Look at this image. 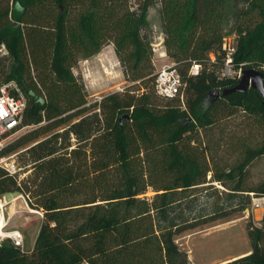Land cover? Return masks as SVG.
Instances as JSON below:
<instances>
[{"label":"trees","instance_id":"16d2710c","mask_svg":"<svg viewBox=\"0 0 264 264\" xmlns=\"http://www.w3.org/2000/svg\"><path fill=\"white\" fill-rule=\"evenodd\" d=\"M152 6L186 83L184 107L155 94ZM229 20L234 66L259 71L264 86V0H0V83L19 88L21 127L30 128L0 150L18 153L29 171L0 167V198L18 191L42 214L33 249L5 238L0 264H188L176 235L244 211L250 194L264 197V180L244 187L248 165L264 155L263 98L253 88L223 93L239 82L220 76ZM110 43L124 80L141 92L88 103L73 69ZM191 62L201 65L197 77L187 76ZM238 113L263 137L242 140L233 164L219 166L193 140ZM248 238L249 253L224 264H264V217Z\"/></svg>","mask_w":264,"mask_h":264},{"label":"rangeland","instance_id":"374dc122","mask_svg":"<svg viewBox=\"0 0 264 264\" xmlns=\"http://www.w3.org/2000/svg\"><path fill=\"white\" fill-rule=\"evenodd\" d=\"M147 19L152 49L151 62L153 73L156 74L161 67L169 66L173 63L166 55L165 48H163V35L156 6H152L149 9ZM225 36L228 38L235 37L230 20L225 22ZM153 50L155 51L153 52ZM161 52H163L164 56L159 57ZM2 54L0 52V55ZM73 72L83 85L88 103L100 101L103 96L114 92L121 93L124 90L141 92L138 87L139 84L134 85L124 80L111 43L104 46L96 55L80 59ZM213 97V92L207 93L203 105H206ZM29 129L25 128L8 138L5 141L6 145L16 140ZM261 131V128L255 125L252 119L238 113L235 116L221 120L211 128L199 130L192 145L209 147L212 156L218 161L217 165L231 166L238 153V151L233 150L238 149V144L246 139L247 143L254 146L263 137ZM6 162L7 164H12L16 169L20 168V172H25L28 169V166H23L22 158L19 157L18 153L11 154L7 157ZM28 173L29 171L27 170L23 176ZM210 177L211 173L208 174L207 180ZM263 180L264 155L255 158L248 165L244 187L253 188ZM210 191L208 190V192ZM196 193L203 194V190L200 188L196 189ZM152 195L153 192L148 190L146 196L150 197ZM23 198H18L15 199L16 201L13 200L11 203L5 204L1 214L6 224L4 231L7 233L13 230L19 231L23 237L21 250L27 252L33 249L42 223V217L37 215V211L29 208L23 202ZM203 201H205V198L203 199L202 197L200 199L201 204ZM13 210L15 213L9 217V212ZM263 211L264 209L260 208L252 209L250 201L249 206L244 211H238L225 219L207 223L176 235L174 237L175 243L181 251L186 253L188 264H224L249 253L251 244L248 238V230L255 226H261L264 217Z\"/></svg>","mask_w":264,"mask_h":264},{"label":"built area","instance_id":"2783aa9c","mask_svg":"<svg viewBox=\"0 0 264 264\" xmlns=\"http://www.w3.org/2000/svg\"><path fill=\"white\" fill-rule=\"evenodd\" d=\"M164 48V47H163ZM155 50H153L154 52ZM221 51L223 54V62L220 70V76L227 79L240 80L244 70L241 67L234 66V54L236 52L235 37L222 38ZM0 52L5 53L4 47L0 46ZM161 52L159 57L164 56ZM210 59L213 56L210 55ZM201 71V65L196 62H191L187 69L188 77H197ZM155 94L162 99H177L184 107L186 83L182 80L180 72L171 64L163 66L157 70L154 80ZM25 109V98L21 94L19 88L12 81L0 83V150L5 147L6 140L16 133L24 130L26 127H21L23 112ZM10 156V155H9ZM7 156V157H9ZM7 157H0V167L4 168L8 173L14 174L18 171L12 164H7ZM252 209H264V197H254L250 194ZM5 203L3 198H0V213L2 212ZM37 215L42 217L40 212ZM264 215V211H263ZM5 228V227H4ZM8 238L14 246L22 247V234L13 230L8 232L5 237H0V241Z\"/></svg>","mask_w":264,"mask_h":264},{"label":"water","instance_id":"95a60500","mask_svg":"<svg viewBox=\"0 0 264 264\" xmlns=\"http://www.w3.org/2000/svg\"><path fill=\"white\" fill-rule=\"evenodd\" d=\"M247 88L255 89L263 98V104H264V86L262 83V74L259 71H256L254 69H245L242 73V76H241L238 84L236 86H234L233 88L224 91L223 93L244 92ZM212 92H213L214 97L212 99H210L206 105H208L211 101H213L215 98H217L220 94V92L217 90L210 91V92H208V94L212 93ZM124 117H127V116H124ZM121 119H122V117L120 118V120ZM21 197H23V196L18 191L8 192V193L3 194V196H2L3 202L5 204H9L13 200L21 198Z\"/></svg>","mask_w":264,"mask_h":264},{"label":"bare ground","instance_id":"6f19581e","mask_svg":"<svg viewBox=\"0 0 264 264\" xmlns=\"http://www.w3.org/2000/svg\"><path fill=\"white\" fill-rule=\"evenodd\" d=\"M5 226H6L5 221L3 219L2 214L0 213V237H5L8 234L7 232L4 231Z\"/></svg>","mask_w":264,"mask_h":264},{"label":"crops","instance_id":"0c3cea01","mask_svg":"<svg viewBox=\"0 0 264 264\" xmlns=\"http://www.w3.org/2000/svg\"><path fill=\"white\" fill-rule=\"evenodd\" d=\"M21 198H23V197H21ZM23 202L26 204V202L24 201V198H23ZM13 203H15V202H13ZM14 213H15L14 210L12 212H9V214H8L9 217H11ZM27 252H30V251H27Z\"/></svg>","mask_w":264,"mask_h":264}]
</instances>
